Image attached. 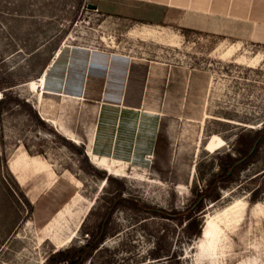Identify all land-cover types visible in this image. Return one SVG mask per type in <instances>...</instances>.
I'll return each instance as SVG.
<instances>
[{
  "label": "rangeland",
  "instance_id": "rangeland-1",
  "mask_svg": "<svg viewBox=\"0 0 264 264\" xmlns=\"http://www.w3.org/2000/svg\"><path fill=\"white\" fill-rule=\"evenodd\" d=\"M97 2L0 0V264H66L101 228L81 264H264V43ZM43 74L78 96L41 99Z\"/></svg>",
  "mask_w": 264,
  "mask_h": 264
},
{
  "label": "crops",
  "instance_id": "crops-1",
  "mask_svg": "<svg viewBox=\"0 0 264 264\" xmlns=\"http://www.w3.org/2000/svg\"><path fill=\"white\" fill-rule=\"evenodd\" d=\"M97 5L98 10L106 15L140 19L155 25H173L184 29L224 34L239 37L245 41L264 43V0H98ZM142 23V25L149 26L148 23ZM141 28L133 29V31H139ZM84 49L88 48L84 47ZM35 82H37L35 88L32 87V82L29 83V86L38 91L41 99L45 93L63 94L64 97H76L79 94L70 90L60 92L58 89L47 87L45 74ZM45 119L54 125H61L56 118ZM70 136L76 137L73 134ZM92 139L94 140L95 137ZM92 139L89 142L87 154L92 162L105 161L104 168L109 171L108 168L112 160L108 156L103 158L102 154L93 149L94 141ZM17 156L18 154L16 157L14 156V160L17 161L15 167L21 168V171L18 173L12 171L11 160H9L8 166L19 182L26 185L29 182V168H32L29 167L30 163L28 165L27 163L31 161L29 158H25L24 154H21V157ZM116 162L118 163L119 160L116 159ZM23 164H26L25 168H22ZM32 170L41 172L34 168ZM43 186L33 193L36 195L33 201L38 199V195L43 192Z\"/></svg>",
  "mask_w": 264,
  "mask_h": 264
},
{
  "label": "trees",
  "instance_id": "trees-1",
  "mask_svg": "<svg viewBox=\"0 0 264 264\" xmlns=\"http://www.w3.org/2000/svg\"><path fill=\"white\" fill-rule=\"evenodd\" d=\"M244 157H236L233 161V164L242 162ZM149 208V207H148ZM160 212H164L160 210ZM191 218V216H190ZM102 228L99 231V235L94 236L93 239L88 240L84 245L80 247H69L64 250H58L56 255L58 258L55 259V262H65L66 264H81L85 261L94 251L97 249L103 240Z\"/></svg>",
  "mask_w": 264,
  "mask_h": 264
},
{
  "label": "bare ground",
  "instance_id": "bare-ground-1",
  "mask_svg": "<svg viewBox=\"0 0 264 264\" xmlns=\"http://www.w3.org/2000/svg\"><path fill=\"white\" fill-rule=\"evenodd\" d=\"M32 84V87L33 88H35L36 87V85H37V82H32L31 83ZM157 118V117H156ZM124 135V134H123ZM127 136H129V135H127ZM120 137V136H119ZM123 138V137H122ZM151 143V142H150ZM224 145H226V140L222 137V136H220V135H218V134H213L210 138H209V140L207 141V143H206V149H208V150H210V151H214V150H217V149H219V148H221V147H223ZM144 151V150H143ZM120 153V152H119ZM141 155V154H140ZM148 157V156H147ZM143 160V159H142ZM141 160V161H142ZM116 165H117V162H116V158H113L112 159V161H111V163H110V166H109V171L111 172V173H113V174H116V173H118L119 171H118V169L117 168H115L116 167ZM138 166V165H137ZM121 170V169H120ZM145 170V169H144ZM120 173V172H119ZM118 173V174H119ZM122 174V173H121ZM75 235V234H74Z\"/></svg>",
  "mask_w": 264,
  "mask_h": 264
},
{
  "label": "water",
  "instance_id": "water-1",
  "mask_svg": "<svg viewBox=\"0 0 264 264\" xmlns=\"http://www.w3.org/2000/svg\"><path fill=\"white\" fill-rule=\"evenodd\" d=\"M89 7L93 9H98V5L96 3H90Z\"/></svg>",
  "mask_w": 264,
  "mask_h": 264
}]
</instances>
